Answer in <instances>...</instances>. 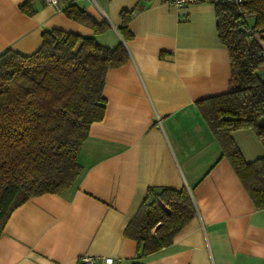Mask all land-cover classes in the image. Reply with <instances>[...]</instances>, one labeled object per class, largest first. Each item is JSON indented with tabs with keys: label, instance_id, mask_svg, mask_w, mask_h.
<instances>
[{
	"label": "crops",
	"instance_id": "crops-1",
	"mask_svg": "<svg viewBox=\"0 0 264 264\" xmlns=\"http://www.w3.org/2000/svg\"><path fill=\"white\" fill-rule=\"evenodd\" d=\"M67 2L107 29L95 34L45 0H0V54L29 55L43 31L59 29L108 47L122 42L129 57L105 73L103 118L80 146L79 174L62 191L12 210L0 234V264H80L81 256L131 264L136 243L123 229L151 186L187 189L195 216L144 264H264V208L253 205L195 106L227 90L229 58L214 3L57 0ZM123 12L127 39L118 31ZM230 135L245 161L264 156L251 128Z\"/></svg>",
	"mask_w": 264,
	"mask_h": 264
},
{
	"label": "trees",
	"instance_id": "trees-1",
	"mask_svg": "<svg viewBox=\"0 0 264 264\" xmlns=\"http://www.w3.org/2000/svg\"><path fill=\"white\" fill-rule=\"evenodd\" d=\"M20 6L33 12L28 2ZM62 11L95 34L108 27L75 4ZM214 11L217 37L229 58L227 90L195 106L253 205L264 208V156L245 161L230 135L251 128L264 144L259 123L264 118V0L238 6L216 2ZM128 20L123 12L118 28L123 39L131 35ZM41 36L40 47L29 55L10 49L0 54V234L14 208L31 196L60 192L77 177L80 146L90 124L103 118L105 73L129 57L122 42L108 47L92 35L59 29ZM194 216L187 189L148 187L123 229L136 243L131 264H144L147 255L170 245Z\"/></svg>",
	"mask_w": 264,
	"mask_h": 264
},
{
	"label": "built area",
	"instance_id": "built-area-1",
	"mask_svg": "<svg viewBox=\"0 0 264 264\" xmlns=\"http://www.w3.org/2000/svg\"><path fill=\"white\" fill-rule=\"evenodd\" d=\"M45 1L48 3L55 4L58 9L62 10L63 6L58 5L57 0H45ZM163 1L171 3V4L178 6V7H182V6H185V5L190 4V3L203 2V1H208V2H212V3L228 2L231 4H235L237 6L241 5V3L243 2V0H163ZM68 3H71V2H68ZM241 14L244 17L247 16L246 12L242 11ZM248 30H250V29H248ZM262 54H264V51H262ZM79 260H80V264H96V262H95L96 260L92 257H89V256H81ZM104 261L105 262H112V259L111 258H105Z\"/></svg>",
	"mask_w": 264,
	"mask_h": 264
},
{
	"label": "water",
	"instance_id": "water-1",
	"mask_svg": "<svg viewBox=\"0 0 264 264\" xmlns=\"http://www.w3.org/2000/svg\"><path fill=\"white\" fill-rule=\"evenodd\" d=\"M259 123H260V124H264V118L260 119V120H259Z\"/></svg>",
	"mask_w": 264,
	"mask_h": 264
},
{
	"label": "rangeland",
	"instance_id": "rangeland-1",
	"mask_svg": "<svg viewBox=\"0 0 264 264\" xmlns=\"http://www.w3.org/2000/svg\"><path fill=\"white\" fill-rule=\"evenodd\" d=\"M261 44H264V39H260Z\"/></svg>",
	"mask_w": 264,
	"mask_h": 264
}]
</instances>
